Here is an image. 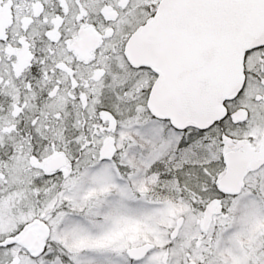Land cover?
I'll use <instances>...</instances> for the list:
<instances>
[{"label":"snow or ice","instance_id":"obj_1","mask_svg":"<svg viewBox=\"0 0 264 264\" xmlns=\"http://www.w3.org/2000/svg\"><path fill=\"white\" fill-rule=\"evenodd\" d=\"M0 264H264V0H0Z\"/></svg>","mask_w":264,"mask_h":264}]
</instances>
